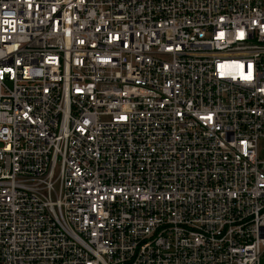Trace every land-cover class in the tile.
I'll list each match as a JSON object with an SVG mask.
<instances>
[{"label":"built area","instance_id":"built-area-1","mask_svg":"<svg viewBox=\"0 0 264 264\" xmlns=\"http://www.w3.org/2000/svg\"><path fill=\"white\" fill-rule=\"evenodd\" d=\"M262 140L264 0H0V264H264Z\"/></svg>","mask_w":264,"mask_h":264},{"label":"rangeland","instance_id":"rangeland-1","mask_svg":"<svg viewBox=\"0 0 264 264\" xmlns=\"http://www.w3.org/2000/svg\"><path fill=\"white\" fill-rule=\"evenodd\" d=\"M259 148H260L259 155L264 160V140L260 141Z\"/></svg>","mask_w":264,"mask_h":264},{"label":"snow or ice","instance_id":"snow-or-ice-1","mask_svg":"<svg viewBox=\"0 0 264 264\" xmlns=\"http://www.w3.org/2000/svg\"><path fill=\"white\" fill-rule=\"evenodd\" d=\"M246 79H250L251 78V74L249 73V76L245 77Z\"/></svg>","mask_w":264,"mask_h":264}]
</instances>
